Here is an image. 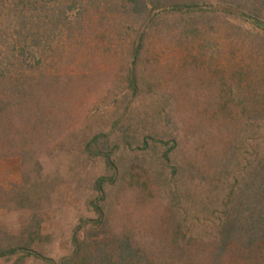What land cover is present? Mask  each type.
Here are the masks:
<instances>
[{
	"label": "rangeland",
	"instance_id": "obj_1",
	"mask_svg": "<svg viewBox=\"0 0 264 264\" xmlns=\"http://www.w3.org/2000/svg\"><path fill=\"white\" fill-rule=\"evenodd\" d=\"M39 3L35 9L29 7L33 22L58 19L60 2ZM66 4L59 19L62 32L56 33L64 40L60 47L65 54L58 70L60 92L54 96L58 102L47 105L44 129L35 141L37 154L27 174L21 137L16 136L13 144L1 142L0 248L26 247L57 263L71 257L74 232L84 221L97 218L88 205L97 197L94 183L112 177L115 186L106 205L109 226L104 229L109 235L131 236L142 246L139 258L152 264H211L213 247L208 238L213 228L203 217L210 216L213 205L220 206L217 194L226 176L221 125L230 122L216 110L223 99L233 98L229 92L233 87L232 94L236 99L241 95L245 107L263 104L264 86L260 90L255 86L251 100L245 90L258 81L257 72L264 75V51L256 37L238 33L237 27L218 16L191 24L171 15L149 26L144 22L147 13L139 15L130 0H66ZM0 13V37L10 40L13 28L9 27L17 19L12 14L19 12L8 5ZM247 26L255 35L260 32ZM144 31L146 46L137 69L141 94L129 104L127 74L133 47ZM259 40L264 46V39ZM249 75L254 76L250 81ZM243 76L246 82L241 83ZM160 106L172 110L175 119H160L155 114ZM128 123L139 124V134L132 135L140 141L136 139L135 149L121 155L124 170L117 176L102 159L84 156L83 145L92 136L107 133L114 140L123 135L118 129ZM18 125L16 133H23V124ZM151 136L162 141L147 138ZM174 137L180 144L171 164L178 167L187 191L181 195L188 215L183 233L178 229L185 217L171 204L173 177L163 159ZM250 138L257 145V134ZM239 151L235 158L242 154ZM235 165L236 160L232 170ZM198 216L202 222L195 220ZM177 232L182 237L174 242ZM88 236L89 232L81 240ZM0 264L48 262L19 252L0 259Z\"/></svg>",
	"mask_w": 264,
	"mask_h": 264
},
{
	"label": "trees",
	"instance_id": "obj_2",
	"mask_svg": "<svg viewBox=\"0 0 264 264\" xmlns=\"http://www.w3.org/2000/svg\"><path fill=\"white\" fill-rule=\"evenodd\" d=\"M45 1L41 0V2ZM57 1L60 2L57 9L59 15L56 16L58 19L47 23L33 22L35 15L31 16L34 12L31 9L39 6V0H0L1 10L5 11L10 5L19 12L12 14L17 18L15 24L13 22L12 27H9L13 28V38L7 40L5 37H0V151L2 152L3 148L1 142H5V139L13 144L16 136H19L18 139L21 137V157L25 173L37 154L35 141L44 129L49 110L47 105L52 104V101L57 103L58 99L54 96L60 92L61 79L58 70L64 62L65 54L64 49L60 47L64 40L57 37L56 33L62 32L59 19L65 15L67 4L66 0ZM130 3L135 6L139 15L141 11L147 13L144 22L149 26L171 15H176L177 18L191 24H197L200 20H208L213 16L222 17L232 27H237L238 33L256 37L258 48L264 51V46L259 40V38L264 39V28L254 23V20L264 22L262 0H256L252 4L240 0L224 2L221 0L202 2L200 0H130ZM235 20L240 21L242 25L234 22ZM247 24L255 26L260 32L255 35L248 29ZM146 39L147 31H144L132 50V64L126 79L128 86L126 91L131 92L132 99L129 104L135 102L141 94L142 79L137 69L146 46ZM54 46H57V49ZM48 71L54 72L49 74ZM262 75L257 72L258 81H253V84H249V88H246L249 97L247 100H251L255 86L259 90L264 86V75ZM246 78L250 81L254 76L249 75ZM240 82H246L244 76ZM229 92L233 98L226 95L229 99H223L216 110L217 114H224L222 116L230 120L228 124L223 122L221 125L223 160L226 164L223 175L226 176L225 180L221 181V192L217 194L220 206L213 205L210 218L207 215L203 217L205 223L209 222L210 228H213L210 232L211 237L208 238L209 245L213 247L209 258L211 264H264V102L259 107L254 104L245 107L242 96L239 95L236 99L237 95L232 94L234 87L229 88ZM159 108L160 111L155 114H158L160 119H175L172 110L162 109L164 107L161 106ZM18 122L23 124V133L20 134L16 133ZM123 126L118 129L117 124L114 128L120 133L123 132L119 138L113 140L110 134L101 133L92 136L83 145L86 158L91 161L102 159L115 176L124 170L120 166L123 159L121 155L135 149L136 139L140 141L136 135L134 137L132 135L139 134L136 128L139 124L135 126L134 123H128ZM254 134H257L255 139L257 145L251 142L250 137ZM147 138L158 143L162 141L159 136ZM171 143L173 145L165 151L163 159L169 164L173 177L170 184L174 196L171 204L178 209L181 216L185 217L184 220L179 221L178 230L183 233L188 215L185 209H182L185 207L181 195L186 196L187 191L186 186L183 187L178 178L180 175L178 167L171 164L173 153L179 148L180 143L177 137L172 138ZM147 144V141L142 143L144 150L148 149ZM167 146L170 144L167 143ZM239 148L242 154L235 158L236 153L240 152ZM235 160L236 167L232 170ZM25 181L29 183L27 177ZM114 186L112 177H100L94 183L93 190L97 197L88 202V205L97 218L84 221L83 225L74 232V252L71 257L57 263L26 247L14 246L7 249L0 248V259L26 252L27 256L36 260L43 259L48 264H152L139 258L138 249L142 246L131 236L126 233L109 235L111 232L104 230L109 226L106 205L110 196L109 190ZM26 188L22 190L25 191ZM216 188L218 190L219 187ZM195 220L198 223L203 221H199L201 220L199 216L195 217ZM87 232H89L88 238L82 241L81 236H86ZM180 236L177 232L174 242L178 241Z\"/></svg>",
	"mask_w": 264,
	"mask_h": 264
},
{
	"label": "water",
	"instance_id": "obj_3",
	"mask_svg": "<svg viewBox=\"0 0 264 264\" xmlns=\"http://www.w3.org/2000/svg\"><path fill=\"white\" fill-rule=\"evenodd\" d=\"M254 23H255L256 25H258L259 27L264 28V22L259 21V20H255Z\"/></svg>",
	"mask_w": 264,
	"mask_h": 264
}]
</instances>
